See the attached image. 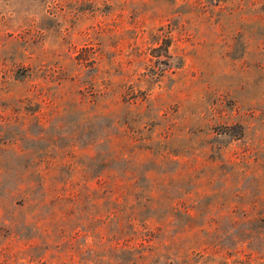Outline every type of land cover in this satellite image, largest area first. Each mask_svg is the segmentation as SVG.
I'll return each instance as SVG.
<instances>
[{"label": "rangeland", "instance_id": "374dc122", "mask_svg": "<svg viewBox=\"0 0 264 264\" xmlns=\"http://www.w3.org/2000/svg\"><path fill=\"white\" fill-rule=\"evenodd\" d=\"M0 264H264V0H0Z\"/></svg>", "mask_w": 264, "mask_h": 264}, {"label": "trees", "instance_id": "16d2710c", "mask_svg": "<svg viewBox=\"0 0 264 264\" xmlns=\"http://www.w3.org/2000/svg\"><path fill=\"white\" fill-rule=\"evenodd\" d=\"M156 30H159V32L151 31V41L155 42L156 44L148 46L151 56L148 57V61L146 62L147 70L143 72L142 77V79L146 80V82H149L153 77L157 78L159 75L164 74L170 64V37L168 36L167 30H164L162 25L158 26ZM138 92L143 94L145 90L136 88L134 85L130 84L128 86L127 93L125 92L124 95L135 100L140 96L144 97V95H139Z\"/></svg>", "mask_w": 264, "mask_h": 264}]
</instances>
